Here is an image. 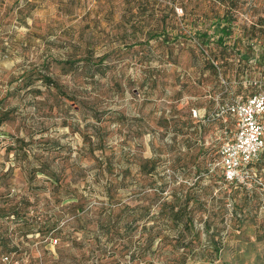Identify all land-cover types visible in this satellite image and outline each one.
<instances>
[{
  "label": "rangeland",
  "instance_id": "374dc122",
  "mask_svg": "<svg viewBox=\"0 0 264 264\" xmlns=\"http://www.w3.org/2000/svg\"><path fill=\"white\" fill-rule=\"evenodd\" d=\"M260 18L264 0H0V264H264V190L216 167L219 107L264 94ZM174 193L198 199L178 225Z\"/></svg>",
  "mask_w": 264,
  "mask_h": 264
},
{
  "label": "built area",
  "instance_id": "2783aa9c",
  "mask_svg": "<svg viewBox=\"0 0 264 264\" xmlns=\"http://www.w3.org/2000/svg\"><path fill=\"white\" fill-rule=\"evenodd\" d=\"M235 117V130L220 146L216 167L227 183L245 190L264 189L255 165L264 154V94L219 107L216 116Z\"/></svg>",
  "mask_w": 264,
  "mask_h": 264
},
{
  "label": "trees",
  "instance_id": "16d2710c",
  "mask_svg": "<svg viewBox=\"0 0 264 264\" xmlns=\"http://www.w3.org/2000/svg\"><path fill=\"white\" fill-rule=\"evenodd\" d=\"M229 21H230V19L226 15L220 21H218V23H217L218 30L220 32H222L221 37H219V39H218L219 42H221V43L224 42L225 38L229 37V32L230 31H229V28L227 27V23ZM250 31L252 32V35H251V39L252 40L257 39V41H259L261 39V36H262L263 37L262 39L264 41V18H260L258 24L253 26ZM257 33H259L260 37L257 36ZM158 37H159L158 33H154V34L151 35V38H154V39H156ZM205 39H209V37H205ZM258 45H259L258 43H252L251 46H250L251 48H249L248 51L245 54L242 55V58L250 60L249 58L254 53V50H256L254 47L257 48ZM262 49H263V53H257L256 54L258 56V58L256 57V61L260 62V64L263 63V65H264V46H263ZM255 95H257V94H255ZM255 95H252V96H250V97H248L246 99H243V100L246 101V100L252 98ZM226 116L228 118H230L231 121L233 122V129H230V132L233 133L234 130H235V121H236V119H235L234 116L229 115V114L226 115ZM218 152H219V150H218ZM263 165H264V154H262L260 161L255 165V169L257 171L258 178L264 185V176H263V173H262L263 172V169H262ZM146 167L148 168V166H146ZM154 170H155V168L152 167L151 169L145 170L144 172L146 174H150V173H153ZM220 175H221V179L223 180V182L225 184L231 185L232 187H234L236 189H241L243 191H246L247 193H255L256 190H264L261 187H259L258 185H254V187L251 190H245L244 188H240V187L236 186L235 184L227 183L224 180V175H223V172H221V171H220ZM197 184H199V180L197 181ZM180 196H181V194L174 193L172 195V197H173L172 202L170 204H168V205H170L169 210H168L169 217H172L173 222L175 224H177V225L179 223L183 222L184 218L186 217V214L188 213L189 203L191 201H198L196 195H194V196L187 195L186 198H185L186 200L183 203L182 197H180ZM176 207H178L177 211H175ZM190 226H191V221H186L185 227L186 228H190ZM53 229H55V228H53ZM56 232H59V231H56ZM152 241H153V239L151 237L147 238L145 240V243H146L145 247H150L152 245ZM177 243L178 244H184V243H182V239L181 240L178 239ZM215 246H216V244H215ZM217 252H219V250H217Z\"/></svg>",
  "mask_w": 264,
  "mask_h": 264
}]
</instances>
